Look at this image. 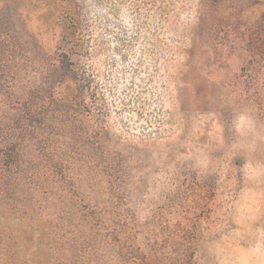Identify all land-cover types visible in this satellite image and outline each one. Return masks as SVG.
Masks as SVG:
<instances>
[{
  "label": "rangeland",
  "instance_id": "obj_1",
  "mask_svg": "<svg viewBox=\"0 0 264 264\" xmlns=\"http://www.w3.org/2000/svg\"><path fill=\"white\" fill-rule=\"evenodd\" d=\"M0 264H264V0H0Z\"/></svg>",
  "mask_w": 264,
  "mask_h": 264
}]
</instances>
